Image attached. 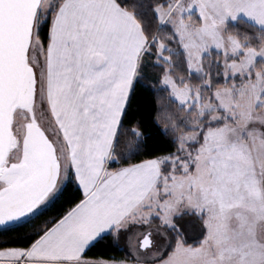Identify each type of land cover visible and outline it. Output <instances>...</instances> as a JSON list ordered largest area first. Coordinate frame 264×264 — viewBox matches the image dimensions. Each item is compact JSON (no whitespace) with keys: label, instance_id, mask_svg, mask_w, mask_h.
<instances>
[{"label":"snow or ice","instance_id":"obj_1","mask_svg":"<svg viewBox=\"0 0 264 264\" xmlns=\"http://www.w3.org/2000/svg\"><path fill=\"white\" fill-rule=\"evenodd\" d=\"M0 264H264V0H0Z\"/></svg>","mask_w":264,"mask_h":264},{"label":"trees","instance_id":"obj_2","mask_svg":"<svg viewBox=\"0 0 264 264\" xmlns=\"http://www.w3.org/2000/svg\"><path fill=\"white\" fill-rule=\"evenodd\" d=\"M49 214H51V213H49Z\"/></svg>","mask_w":264,"mask_h":264}]
</instances>
